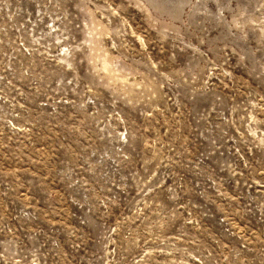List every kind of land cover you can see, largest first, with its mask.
I'll return each mask as SVG.
<instances>
[{
  "label": "rangeland",
  "instance_id": "1",
  "mask_svg": "<svg viewBox=\"0 0 264 264\" xmlns=\"http://www.w3.org/2000/svg\"><path fill=\"white\" fill-rule=\"evenodd\" d=\"M263 204L264 0H0V264H264Z\"/></svg>",
  "mask_w": 264,
  "mask_h": 264
},
{
  "label": "built area",
  "instance_id": "2",
  "mask_svg": "<svg viewBox=\"0 0 264 264\" xmlns=\"http://www.w3.org/2000/svg\"><path fill=\"white\" fill-rule=\"evenodd\" d=\"M256 213H254V217H256ZM257 217L259 218V219H263L264 218V204L262 205V206H260V208L258 209V215H257ZM220 222L221 223H224V227H226L225 225H226V223H227V221L225 220V217H222V218H220ZM252 227H250V228H248V230H247V232H251V231H254V226L253 225H251ZM227 229V228H226ZM261 231H262V234L264 235V226H262L261 227ZM237 234L238 235H242L241 234V232H237ZM200 263H202V262H200Z\"/></svg>",
  "mask_w": 264,
  "mask_h": 264
}]
</instances>
